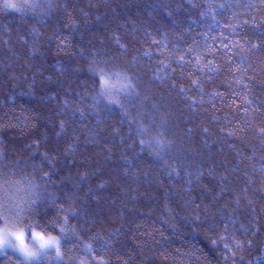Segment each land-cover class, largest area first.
<instances>
[{"label":"trees","instance_id":"obj_1","mask_svg":"<svg viewBox=\"0 0 264 264\" xmlns=\"http://www.w3.org/2000/svg\"><path fill=\"white\" fill-rule=\"evenodd\" d=\"M10 1L0 205L62 256L31 264H264V0Z\"/></svg>","mask_w":264,"mask_h":264},{"label":"snow or ice","instance_id":"obj_2","mask_svg":"<svg viewBox=\"0 0 264 264\" xmlns=\"http://www.w3.org/2000/svg\"><path fill=\"white\" fill-rule=\"evenodd\" d=\"M4 7L10 8V9H17V5L11 2L5 3ZM98 75L100 77V86L103 91L107 92V91H110L111 88L115 87V85L110 84L109 78L103 70H100ZM110 102H113V101H110ZM16 207H17L16 214L17 216H19L20 213H22L24 209L21 208L19 204H17ZM0 208H3V211H0V220H2L4 223V226L0 227V238H2L4 241L3 243H0V252L4 251L6 248H12L14 250H18L19 253H21L23 257L27 260L29 257L26 254V250L23 248L17 249V247L12 243L14 240H19L21 243H23L25 241V232L19 231L18 234H14L11 231H7L8 229V217L6 215L8 211L7 198L5 199L4 204L0 205ZM40 238L42 239V237ZM52 243L54 245H57L58 241L54 240ZM57 252L59 253V248H57ZM32 259L38 260L40 259V256L33 257Z\"/></svg>","mask_w":264,"mask_h":264},{"label":"rangeland","instance_id":"obj_3","mask_svg":"<svg viewBox=\"0 0 264 264\" xmlns=\"http://www.w3.org/2000/svg\"><path fill=\"white\" fill-rule=\"evenodd\" d=\"M7 2H11L10 0H7ZM32 233V232H31ZM31 233H29L28 235L25 234V243L29 244L32 247H36L38 248V244L35 241V239L32 237ZM58 244L54 245V246H49L46 249L41 250L40 252V259L35 260V259H25L23 257V255L21 253H19L18 250H14L12 248H6L4 251L0 252V253H4V252H10L13 253L14 255L18 256V258L20 259L21 262H23L24 264H31L37 261H45V262H53V263H60V261H62V256H61V251H60V243L59 240L57 238ZM57 248H59V253L57 252Z\"/></svg>","mask_w":264,"mask_h":264},{"label":"clouds","instance_id":"obj_4","mask_svg":"<svg viewBox=\"0 0 264 264\" xmlns=\"http://www.w3.org/2000/svg\"><path fill=\"white\" fill-rule=\"evenodd\" d=\"M7 231H11L14 234H18L19 231H24L23 228H16L13 230L12 228L8 227ZM32 237L35 239V241L38 244V248L32 247L29 244L21 243L19 240H14L12 243L17 247V249L23 248L26 250V254L28 255V259H32L33 257L39 256L41 250L48 248L49 246H54L52 243L54 240H57V238L51 234L45 235L41 231L33 230L31 233ZM42 237V239L40 238ZM3 239L0 238V243H3Z\"/></svg>","mask_w":264,"mask_h":264}]
</instances>
